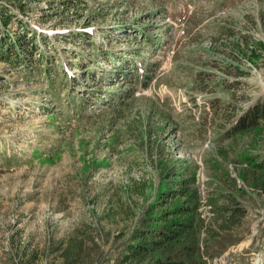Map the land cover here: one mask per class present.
Returning a JSON list of instances; mask_svg holds the SVG:
<instances>
[{
    "label": "rangeland",
    "instance_id": "obj_1",
    "mask_svg": "<svg viewBox=\"0 0 264 264\" xmlns=\"http://www.w3.org/2000/svg\"><path fill=\"white\" fill-rule=\"evenodd\" d=\"M19 3L0 0L33 43L30 60L0 61V264H118L181 166L202 218L228 194L245 209L236 242L209 239V264H264V189L241 176L264 159V118L229 130L264 104V0ZM108 93L119 112L78 106Z\"/></svg>",
    "mask_w": 264,
    "mask_h": 264
},
{
    "label": "trees",
    "instance_id": "obj_2",
    "mask_svg": "<svg viewBox=\"0 0 264 264\" xmlns=\"http://www.w3.org/2000/svg\"><path fill=\"white\" fill-rule=\"evenodd\" d=\"M7 1L10 6L16 5L21 13L24 12L25 4L19 3V0ZM64 1L74 5L73 0ZM29 28L28 23L24 22L8 4L0 5V61L19 64L30 60L33 43L26 39V30ZM162 37L163 34L155 35L151 39L152 47ZM130 65L136 67L133 62ZM119 66H122L119 70L121 73L123 66H126V59H123L117 67ZM137 76L140 77V74ZM97 98L95 101H90V99L82 101L78 106L84 108V105L89 102L90 106L86 108H89L91 112L100 105L97 110L93 111L94 113L89 115L96 116L107 107L119 112L124 100L122 97L114 96V93H108L104 98L101 96ZM165 116L169 117L167 114ZM263 118L264 104H255L241 114L229 130L232 129L233 134L245 133V131L258 128ZM184 170L181 166L171 167L169 172L165 171L169 183L161 190L162 194L157 202L154 201L144 207L143 215L138 218L137 226L127 241L123 243L116 257L118 264H209L206 256L209 258L213 255L212 253L211 255L206 254L204 251L210 249V240L220 239L218 244L225 248L227 247L225 243H234L238 240H232L229 237L231 235H227L245 214V209L237 202L236 196L228 194L222 197L220 202L213 205L212 215L204 219L201 217V206L194 187V178L187 177ZM242 172L241 176L249 185L264 189V159L258 162L250 159ZM229 179L231 182L229 186L234 192L236 180ZM239 193L240 191L238 195ZM201 232L204 234L202 238H200ZM223 251L225 249L213 254H221ZM231 256L238 258L242 254L232 253Z\"/></svg>",
    "mask_w": 264,
    "mask_h": 264
},
{
    "label": "built area",
    "instance_id": "obj_3",
    "mask_svg": "<svg viewBox=\"0 0 264 264\" xmlns=\"http://www.w3.org/2000/svg\"><path fill=\"white\" fill-rule=\"evenodd\" d=\"M199 176H200V179L202 180V179H203V174L200 173ZM204 205H205V204H202V206H204ZM202 206H201V207H202ZM208 206H209V212H210L209 216H211V215H212V209H213V208H212V206H211L210 204H209ZM201 207H200V209H201Z\"/></svg>",
    "mask_w": 264,
    "mask_h": 264
}]
</instances>
